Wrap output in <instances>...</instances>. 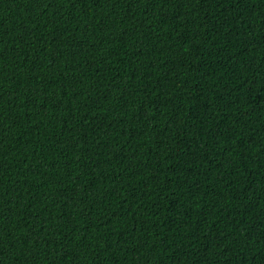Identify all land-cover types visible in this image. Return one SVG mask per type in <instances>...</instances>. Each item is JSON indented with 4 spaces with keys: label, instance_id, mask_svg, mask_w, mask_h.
<instances>
[{
    "label": "trees",
    "instance_id": "trees-1",
    "mask_svg": "<svg viewBox=\"0 0 264 264\" xmlns=\"http://www.w3.org/2000/svg\"><path fill=\"white\" fill-rule=\"evenodd\" d=\"M0 264H264V0H0Z\"/></svg>",
    "mask_w": 264,
    "mask_h": 264
}]
</instances>
